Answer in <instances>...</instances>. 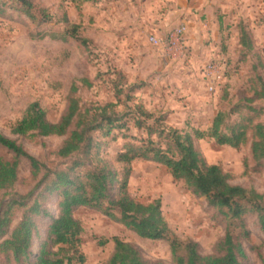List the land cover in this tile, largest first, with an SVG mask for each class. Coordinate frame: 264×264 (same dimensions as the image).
Wrapping results in <instances>:
<instances>
[{"label":"rangeland","instance_id":"obj_1","mask_svg":"<svg viewBox=\"0 0 264 264\" xmlns=\"http://www.w3.org/2000/svg\"><path fill=\"white\" fill-rule=\"evenodd\" d=\"M32 1L47 11L49 23L32 22L9 0H0V134L49 169H65L80 156L56 157L65 137L11 134L12 126L31 103L36 102L47 121L55 123L74 98L80 112L88 111L91 118L98 113L97 108L116 102L118 84L123 94L115 108L117 114L128 113L134 105L141 104L155 117L164 118L167 127L183 132L206 131L218 111L228 112L252 97L256 73L264 81V0ZM180 24L186 26V34L179 50L166 54L147 43L149 34L165 39ZM70 25L77 26L78 36L88 41L86 46L66 33ZM241 28L252 41L253 51L238 45ZM209 62L220 64L224 73L212 93L204 79ZM252 65L258 66L256 72ZM255 85L258 87L256 82ZM132 86L137 89L129 92ZM251 105L262 109L258 120L264 124V98ZM235 118L233 115L231 120ZM124 120H128L127 130L113 131L110 137L101 139V155L114 169L119 166L112 160L126 141L122 135L146 138L129 118ZM92 134L100 138L99 133ZM196 146L207 164L218 165L229 175L232 185L264 196V162L251 160L249 144L234 150L205 138ZM0 158L12 160L13 155L0 147ZM130 169L129 196L143 204L160 201L170 239L196 243L203 256L214 254L229 226L222 212L211 207L204 197L194 195L183 182L175 181L162 165L137 160ZM43 173L42 170L33 178L29 163L21 159L17 182L10 189L0 190V203L29 194ZM41 188L25 201L28 205ZM37 201L47 215L33 218L36 234L32 238L31 260L46 239L48 224L58 215L54 196H39ZM22 212L19 208L13 210L9 233ZM72 216L82 228L79 250L83 264H105L113 252L114 237L135 247L145 261L173 264L170 241L141 239L93 209L77 208ZM229 228L244 251L243 263L264 264V230L257 216L247 213L242 227L234 222ZM0 264L14 263L0 255Z\"/></svg>","mask_w":264,"mask_h":264},{"label":"trees","instance_id":"obj_2","mask_svg":"<svg viewBox=\"0 0 264 264\" xmlns=\"http://www.w3.org/2000/svg\"><path fill=\"white\" fill-rule=\"evenodd\" d=\"M9 1L32 22L45 24L51 20L47 11L37 7L32 0ZM64 22L67 24L65 18ZM66 33L79 44H88L86 39L78 36L76 25L68 26ZM238 45L253 51L252 41L244 28L240 29ZM258 66L252 65L251 68L256 72ZM255 75L251 85L252 97L245 99L243 105H234L228 112L218 111L206 131L183 132L167 127L164 118L155 117L141 104L134 105L128 113L117 114L115 108L120 104L119 96L123 94L118 84L115 85L116 102L97 108L98 113L91 118L88 111L80 112L78 101L74 98L69 100L65 112L55 123L47 121L45 112L36 102L31 103L22 118L12 126L11 134L28 138L65 137L55 153L56 157L67 159L79 155L80 158L65 169H49L29 156L15 141L0 134V147L13 155L12 160L0 158V190L15 185L21 159L29 163L33 178L44 171L29 194L0 203V255L14 264H83L84 257L79 250L82 228L72 213L77 208H89L99 211L141 239L170 241L173 264H244V251L229 227L234 222L242 227L243 217L252 212L264 230V196L232 185L229 175L220 166L206 163L196 142L209 138L218 146L234 150L249 144L251 160L259 164L264 162V124L258 120L262 116V109L251 105L264 98V81L260 75ZM118 77L123 80L120 74ZM136 89L137 86L129 87V92ZM126 98L130 99L129 96ZM233 115L236 118L231 120ZM125 118H129L133 127L145 134L146 138L122 135L126 141L112 160L113 164L119 166L114 169L101 155L104 144L101 139L110 137L113 131L127 130L128 120ZM95 132L100 134V138L93 137L92 133ZM137 160L164 166L175 181L183 182L194 195L204 197L211 207L222 212L229 226L214 254L203 256L196 243L170 239V230L162 216L159 200L143 204L129 196L127 184L130 166ZM40 187L41 191L28 205L25 201ZM39 196H54L58 215L48 224L46 239L31 260L32 238L36 234L33 218L47 215L37 201ZM15 208L23 209V212L18 224L9 233ZM112 242L114 249L105 264H162L145 261L135 247L116 237L112 238ZM54 248L56 251H53Z\"/></svg>","mask_w":264,"mask_h":264},{"label":"built area","instance_id":"obj_3","mask_svg":"<svg viewBox=\"0 0 264 264\" xmlns=\"http://www.w3.org/2000/svg\"><path fill=\"white\" fill-rule=\"evenodd\" d=\"M186 34V26L180 24L168 34L165 39L149 34L147 36V43L156 48L161 49L166 54L179 50L182 45L183 37ZM224 78L223 67L216 62H209L204 69V79L207 83L208 92H215L217 86Z\"/></svg>","mask_w":264,"mask_h":264},{"label":"crops","instance_id":"obj_4","mask_svg":"<svg viewBox=\"0 0 264 264\" xmlns=\"http://www.w3.org/2000/svg\"><path fill=\"white\" fill-rule=\"evenodd\" d=\"M164 24V23H163Z\"/></svg>","mask_w":264,"mask_h":264}]
</instances>
